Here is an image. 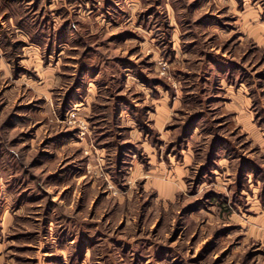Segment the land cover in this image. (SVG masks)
Wrapping results in <instances>:
<instances>
[{"label": "rangeland", "instance_id": "374dc122", "mask_svg": "<svg viewBox=\"0 0 264 264\" xmlns=\"http://www.w3.org/2000/svg\"><path fill=\"white\" fill-rule=\"evenodd\" d=\"M264 0H0V264H264Z\"/></svg>", "mask_w": 264, "mask_h": 264}, {"label": "crops", "instance_id": "0c3cea01", "mask_svg": "<svg viewBox=\"0 0 264 264\" xmlns=\"http://www.w3.org/2000/svg\"><path fill=\"white\" fill-rule=\"evenodd\" d=\"M259 232H260V235H261V237H260L261 241L264 242V227H260Z\"/></svg>", "mask_w": 264, "mask_h": 264}]
</instances>
